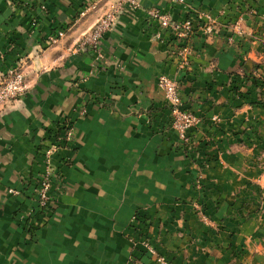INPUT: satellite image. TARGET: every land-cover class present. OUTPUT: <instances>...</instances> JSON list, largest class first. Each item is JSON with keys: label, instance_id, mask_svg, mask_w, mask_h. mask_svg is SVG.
<instances>
[{"label": "crops", "instance_id": "0c3cea01", "mask_svg": "<svg viewBox=\"0 0 264 264\" xmlns=\"http://www.w3.org/2000/svg\"><path fill=\"white\" fill-rule=\"evenodd\" d=\"M186 2L232 17L250 5L264 18V0ZM141 3L187 16L178 0ZM105 10L100 0H0V77L19 67L27 82L0 114V264H158L131 242L137 212L170 264H233L232 243L241 264H264V220L248 213L264 194V88L245 80L264 78V44L246 34L232 45L227 33L196 36L197 55L182 72L169 41L153 39L155 25L130 11L103 37L99 59L79 42ZM162 75L180 81L184 107L202 119L189 152L171 128ZM64 123L75 129L54 158L64 190L53 216L29 231L19 218L34 205L25 183L42 171L45 140Z\"/></svg>", "mask_w": 264, "mask_h": 264}, {"label": "built area", "instance_id": "2783aa9c", "mask_svg": "<svg viewBox=\"0 0 264 264\" xmlns=\"http://www.w3.org/2000/svg\"><path fill=\"white\" fill-rule=\"evenodd\" d=\"M34 1V0H33ZM105 1L106 10L96 22L92 30L86 33L79 42L81 49L90 48L103 59L101 53V41L103 37L115 27L118 18L126 13L144 12L149 24L155 25V40H167L170 44V54L177 61L180 71H189L192 60L197 55L194 45L196 36L214 38L222 33H227L226 43L232 45L237 37L244 36L246 18L243 14L232 17L230 10L222 9L216 13L195 9L186 0H178L187 11L184 19H175L170 13L159 8L144 9L141 0H100ZM65 32L60 31L51 36L49 40L56 43L64 37ZM158 87L163 92L166 104L170 110L171 128L179 136V144L186 152L194 148L191 133L202 123V119L196 113L184 107L182 98V85L179 80L168 75H162L158 79ZM27 91L26 76L19 67H13L0 77V114H2L14 101L23 96ZM217 121V118H214ZM75 138V129L72 124L64 123L55 133L50 134L44 146L42 154V171L34 176L31 181H26V186L31 187V199L33 206L20 213V221L28 230L35 229L45 224L55 213L58 207V197L64 190V177L62 171L55 165V156L63 149H67ZM203 175H199L196 181L197 189L202 188ZM11 196H23L24 192L17 189H9ZM202 215V212H200ZM202 218L206 217L202 215ZM143 223L141 212H137L132 218V226L137 232L138 238L131 239L135 249L143 248L150 257L155 258L158 264H170L157 248L152 244L147 232L140 227Z\"/></svg>", "mask_w": 264, "mask_h": 264}, {"label": "rangeland", "instance_id": "374dc122", "mask_svg": "<svg viewBox=\"0 0 264 264\" xmlns=\"http://www.w3.org/2000/svg\"><path fill=\"white\" fill-rule=\"evenodd\" d=\"M245 7H246L247 12H248L245 16V18H246V21H245L246 35L250 38L251 41L261 42L262 44H264V28H262L264 26V23H262V24L260 23V22H262V19L264 20V18H262L263 16L258 14V11L256 9H253V6L248 5ZM258 18H260V22L258 23L259 27L256 28V25H257L256 23H257V21H259ZM245 80L248 83L250 82L252 84L258 85V87L264 88V78L263 77L255 78V79H253V81H250L249 78H246ZM203 207H204V205L197 204V206H196L197 210L196 211H197V213H199V216L201 218H202V215L205 216L206 218L205 219L202 218V219L205 222H208L209 218L207 217L206 212L204 211L205 208H203ZM200 212H202V215L200 214ZM248 213L249 214H255L257 216H262L263 220H264V194H262L260 201L257 204L256 210L254 212L252 211V212H248ZM237 224L242 225V223L240 221H238ZM234 235H238V233L234 232L233 236ZM234 247H236V248H234ZM242 247H243V245H242ZM230 248H231L230 251H232V253H231V256L229 258H227L228 259L227 263L241 264L242 260H238L242 256V251L239 250V245L232 243L230 245Z\"/></svg>", "mask_w": 264, "mask_h": 264}]
</instances>
